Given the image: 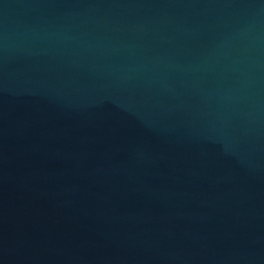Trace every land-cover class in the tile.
Returning a JSON list of instances; mask_svg holds the SVG:
<instances>
[{"label":"water","instance_id":"water-1","mask_svg":"<svg viewBox=\"0 0 264 264\" xmlns=\"http://www.w3.org/2000/svg\"><path fill=\"white\" fill-rule=\"evenodd\" d=\"M0 264H264V0H0Z\"/></svg>","mask_w":264,"mask_h":264}]
</instances>
